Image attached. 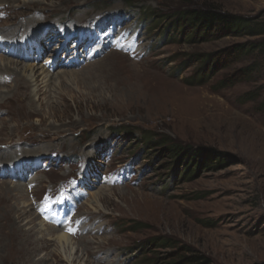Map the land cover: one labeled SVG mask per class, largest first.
Segmentation results:
<instances>
[{"label": "rangeland", "instance_id": "1", "mask_svg": "<svg viewBox=\"0 0 264 264\" xmlns=\"http://www.w3.org/2000/svg\"><path fill=\"white\" fill-rule=\"evenodd\" d=\"M0 4V32L34 17L50 24L43 36L46 42L32 45L41 62L12 59L7 52L14 53L13 48L0 49V63L5 59V64L14 61L46 69L32 82L30 73L20 71L0 76V162L6 165L25 155L43 157L45 163L52 155L58 160L51 171L38 173L30 182L36 184L32 192L26 184H19L25 192H9L27 211L21 223L24 230L36 226L31 239L47 241L48 250L15 253L12 262L0 252V264L177 262L171 258L176 249H154L147 243L154 238L171 240L215 264H264V36L195 42L189 36L181 39L167 18L176 10L213 8L264 24V0H0ZM25 8H29L25 15H19ZM141 9L156 18L146 21ZM78 17H85L81 30L88 24V30L110 37L97 47L107 51L125 29L126 38L121 37L122 48L117 51L124 57L104 54L79 67L76 63L74 68L61 67L78 50L84 51V45L77 48L76 37L64 43L63 37L73 36L65 33L49 43ZM120 17L126 22L118 23ZM20 41L22 37L15 45ZM238 45L251 51L234 56ZM135 52L144 55L141 61L129 58ZM201 55H215L219 71L213 77L207 72L205 85H186L184 80L201 67L195 62ZM55 60L60 65L56 62L58 67L47 70L46 62L53 65ZM128 64L136 71L125 70ZM10 68L14 71L17 66ZM146 134L148 144L143 143ZM165 143L199 148L206 154L218 152L227 161L204 169L207 157L202 163L197 159L194 172L183 178L185 169ZM10 150L9 160L4 153ZM80 162L90 170L91 185L78 188L86 196L71 225L75 217L84 219L79 232L70 228L74 254L68 256L59 241L42 240L32 197L41 198L61 182L78 179ZM5 182L18 184L6 179L0 185ZM31 215L37 217L33 225Z\"/></svg>", "mask_w": 264, "mask_h": 264}, {"label": "bare ground", "instance_id": "2", "mask_svg": "<svg viewBox=\"0 0 264 264\" xmlns=\"http://www.w3.org/2000/svg\"><path fill=\"white\" fill-rule=\"evenodd\" d=\"M1 5V4H0ZM14 8V7H12ZM30 8V7H29ZM29 8H25L24 12H22L21 14L19 15H25V13L28 11ZM74 8V7H73ZM9 9V8H8ZM72 9V8H71ZM73 10V9H72ZM31 12V11H30ZM36 13V12H35ZM13 14V13H12ZM39 14V13H38ZM8 15V14H7ZM40 15V14H39ZM30 16V15H29ZM42 16V15H41ZM9 17V16H8ZM33 17V16H32ZM10 18V17H9ZM25 18V17H24ZM41 17L40 18H31L30 20L26 21L24 25H20V24H17L16 25V28L11 30H2L0 32V35L4 37L5 39V42L2 43L3 47H8L10 45H14V47L17 49L18 48V53H17V56L15 58H22V55H21V51L19 52V48H24L22 45H26V48H27V51H30L31 47L34 48V46H32L36 41H38L39 39H43V36L45 34V32H47L49 30V27L48 25L44 24L41 20ZM76 19V18H75ZM95 19V18H93ZM92 19V20H93ZM91 20V21H92ZM90 21V22H91ZM15 22V21H14ZM50 23V22H49ZM84 23H85V17L84 18H80L78 17L76 22L75 21H70L68 23L67 26H65L66 28L65 29H62V31L60 33H65L64 36H67V35H74V33L76 32V29L78 28H82L84 27ZM10 24V23H9ZM60 24V23H59ZM87 24V23H86ZM91 23H89L90 25ZM11 25V24H10ZM52 25V24H51ZM64 25V24H63ZM96 25V24H95ZM62 26V25H61ZM87 26V27H86ZM90 27V26H89ZM57 28V27H56ZM88 28V24L85 25V32L84 31H81V33H87V29ZM58 30V28H57ZM92 30V29H91ZM93 31V30H92ZM29 32V33H28ZM80 33V34H81ZM76 34V33H75ZM101 34V33H100ZM133 34V33H132ZM59 35V36H57ZM130 35V34H129ZM25 36V37H24ZM52 36V35H51ZM60 36H63L61 34H59L57 32L56 36L53 35V38H56V41L58 39V37ZM123 36V35H122ZM119 37V39L121 40V37ZM127 36V35H126ZM20 37L23 38V41L21 42L20 41V45H15L17 43L16 40ZM81 37V36H80ZM140 37V36H139ZM37 38V39H36ZM123 38V37H122ZM139 39V38H138ZM135 40V39H134ZM130 41V40H129ZM133 41V40H132ZM92 42V41H90ZM123 42V41H122ZM141 42V41H140ZM104 44H108V43H104ZM132 44V43H131ZM130 44V45H131ZM133 46V45H132ZM131 46V47H132ZM130 47V48H131ZM138 47V46H137ZM32 48V49H33ZM118 48V44H114L113 42L109 43L108 44V49L109 51H107V48H97V51L101 54V55H108V56H112L113 58H123L124 55L122 54H119L120 52H117ZM96 51V52H97ZM107 52V53H105ZM130 52V51H129ZM133 57L131 58L129 56V58L131 60H135V61H141L144 57V55L140 52H135L133 55ZM101 56H99L100 58ZM5 59H1V63H0V76H10V74L12 75H17L18 73L16 71H20L21 73L23 72L24 75L27 74V73H30V82L36 80L35 79V76L36 74L38 75V73L42 72V75L43 74H46V69L43 67V66H34V65H28V66H23V65H19L20 63L18 62H14V61H7V64L4 63ZM94 63V62H93ZM11 66H17V68L14 70V71H11ZM20 67V68H19ZM47 68V67H46ZM20 69V70H19ZM48 70V68H47ZM125 70H130L131 72H134L136 71L135 70V67L134 65L132 64H128L125 66ZM22 73V74H23ZM41 74V73H40ZM23 77V76H22ZM48 77V76H47ZM17 78V77H16ZM16 80H19V79H16ZM36 82V81H35ZM27 86V85H25ZM7 87V86H6ZM41 92V91H39ZM43 92V91H42ZM42 94V93H41ZM36 96V95H35ZM8 99H12V101L15 99L13 97H7ZM24 98H19L20 102H23ZM18 101V100H17ZM18 104V103H17ZM1 110V109H0ZM5 116V115H4ZM7 116V115H6ZM5 116V117H6ZM2 121V120H1ZM12 133V132H11ZM24 133V132H23ZM43 135V134H42ZM41 137V136H40ZM46 138V137H44ZM16 139V138H15ZM42 139V138H41ZM19 140V139H17ZM23 140V139H22ZM16 141V140H15ZM21 144V143H20ZM6 145V144H5ZM17 145L15 144V147ZM27 146V144H26ZM19 148V146L17 147V149ZM21 148V147H20ZM8 149V148H6ZM16 149V150H17ZM2 150V149H0ZM27 151V150H26ZM22 152V150L20 151ZM25 152V150H24ZM4 153V152H3ZM29 153V152H28ZM4 155L8 158L9 156L12 155L11 153V150L10 152H6L4 153ZM17 155V153H16ZM20 156V155H19ZM5 157V158H6ZM6 158V159H7ZM9 159V158H8ZM11 159V158H10ZM9 159V160H10ZM16 159H19V157L17 158H14L13 159V162L16 160ZM1 160V159H0ZM5 162V161H4ZM8 162V161H7ZM13 162H9V163H5L6 165H4L3 162H0V171H1V168H9L10 165L13 163ZM29 165V164H26V166ZM91 166V165H90ZM28 168V167H27ZM87 178H88V175L86 174L85 176H83V179H82V182H84V184L86 186L88 185H91V181L87 182ZM0 188H1V194H0V252H4L6 254L3 255V253L1 254L0 253V256L3 255V258L5 261H13L14 258H13V255L15 253H35V252H38L40 250H48L49 248V244L46 242H43L41 241H36L35 239H31V237H33V234L35 233V229L37 228L36 226H32L30 227V229L28 230H24L23 226L21 223H23V221L26 219L27 217V211L24 210V208H21L19 206V203H17V201H14L12 200L10 197H9V192L11 193H18V192H25L23 190V187L19 184L17 185H12V184H9V183H3L0 185ZM27 188V187H26ZM7 192V193H6ZM8 194V195H7ZM15 202V203H14ZM32 216V215H31ZM33 219H31L29 221L30 225H33L34 224V221L37 219V217H35L34 215L32 216ZM29 218V217H28ZM94 219V218H93ZM75 221V220H74ZM73 221V222H74ZM4 222V223H3ZM94 222V221H93ZM39 230L38 232L43 236L42 237V240L46 239V238H49L48 240L50 241H59L58 243L60 245H62L61 247L64 248V249H68V252H69V255L68 256H73L74 252H73V248L70 247L72 245V240L67 236V235H63L61 234L60 230L55 228L54 226L53 227H48L43 221H40L39 222ZM89 223V222H88ZM91 223V222H90ZM27 229V228H26ZM36 238V237H35ZM9 241V242H6ZM20 241L21 243H23V245L19 246V247H14L13 243L14 241ZM48 241V242H49ZM18 246V245H17ZM65 251V250H64ZM55 253V252H54ZM56 254V253H55ZM73 258V257H72ZM78 259H76L74 262H77ZM76 264V263H74Z\"/></svg>", "mask_w": 264, "mask_h": 264}, {"label": "trees", "instance_id": "3", "mask_svg": "<svg viewBox=\"0 0 264 264\" xmlns=\"http://www.w3.org/2000/svg\"><path fill=\"white\" fill-rule=\"evenodd\" d=\"M129 7H133L132 5ZM140 15L146 20L150 21L151 18L156 17L152 12L147 9L140 10ZM168 20L172 23V29L180 32L181 39L185 37H191L195 42H209L215 40L214 37L219 39L224 37H261L264 36V24L258 23L257 18L243 17L239 15H232L222 12L218 9L207 8L201 10L186 9L176 10L171 15H167ZM175 27V28H174ZM251 48H255L251 46ZM256 49V48H255ZM254 50V49H252ZM247 45H238L234 48V56H242L249 52ZM200 63L201 67L194 74V76L188 77L184 80L186 85L190 86H202L206 84V77L208 73L213 77L219 70L217 69L220 64L215 61V55H201L195 60ZM206 72L202 74L203 71ZM208 72V73H207ZM247 72V71H246ZM241 73V72H240ZM243 73V72H242ZM197 75V78L196 76ZM243 75H245L243 73ZM234 77H232V80ZM194 81V82H193ZM228 85L229 86V81ZM226 85L225 83H223ZM143 143H150V135L146 134L143 137ZM146 141V142H145ZM165 145H168L165 143ZM169 146L168 153L175 160H179V164L183 167V178L191 175L194 172L200 159L207 157V164L203 166L204 169H208L214 164L225 163L226 155L218 152L204 153L203 150L198 149H180L178 146ZM199 163V165H201ZM154 249H176L175 254L171 255V258H175L177 262L175 264H215L208 257L204 255L195 254L189 248L179 247L177 243L171 240H165L162 238H154L147 242ZM173 263V264H174Z\"/></svg>", "mask_w": 264, "mask_h": 264}, {"label": "clouds", "instance_id": "4", "mask_svg": "<svg viewBox=\"0 0 264 264\" xmlns=\"http://www.w3.org/2000/svg\"><path fill=\"white\" fill-rule=\"evenodd\" d=\"M25 157H27L26 155H25ZM28 159H31L30 157H27ZM39 158H41V157H39ZM43 158V157H42ZM44 160H45V158H44ZM53 164L54 163H52V166H51V169L49 170V171H51L52 169H53ZM48 171V172H49ZM39 174L37 173V175L36 176H38ZM36 178V177H35ZM0 180H6V179H0ZM89 180V179H88ZM35 181V179L33 180V182ZM18 184H20V183H18ZM27 189H28V186H27ZM29 191V190H28ZM33 191V190H32ZM32 191H29V192H32ZM47 191V190H46ZM46 193V192H45ZM44 193V194H45ZM44 194L42 195V197L44 196ZM42 197L41 198H38V197H35L36 198V201L38 202V201H41V199H42ZM32 206H33V209H35V213H36V215L38 216V214H37V212H36V206L33 204V197H32ZM78 210H79V208H78ZM38 218L41 220V221H43L44 223H46V224H49V225H51V226H54L55 228H57V229H59L60 231H61V233H63V234H65V235H67V236H69L70 237V234H68V233H65L64 231H63V229L62 228H60V227H58V226H56V225H54V224H52V223H49V222H47V221H44V220H42L39 216H38Z\"/></svg>", "mask_w": 264, "mask_h": 264}, {"label": "snow or ice", "instance_id": "5", "mask_svg": "<svg viewBox=\"0 0 264 264\" xmlns=\"http://www.w3.org/2000/svg\"><path fill=\"white\" fill-rule=\"evenodd\" d=\"M69 232H70V234H74V233L72 232V229H69Z\"/></svg>", "mask_w": 264, "mask_h": 264}]
</instances>
